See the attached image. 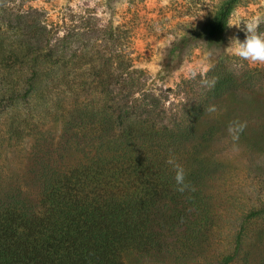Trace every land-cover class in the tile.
Masks as SVG:
<instances>
[{
    "label": "trees",
    "instance_id": "16d2710c",
    "mask_svg": "<svg viewBox=\"0 0 264 264\" xmlns=\"http://www.w3.org/2000/svg\"><path fill=\"white\" fill-rule=\"evenodd\" d=\"M233 6L224 5L207 24L210 41L224 38ZM33 27L40 33L44 29L40 23ZM29 50L27 45L22 65L28 69L20 75L1 70L0 113L18 139L39 136L34 160L38 190L34 196L21 193L19 186L0 199V264H129L131 255L138 260V255L161 259L171 254L181 263L183 255L191 256L193 249L187 254L180 246L173 250L170 233L178 232L184 218L183 198L197 201L202 181L210 175L204 159L199 161L202 147L218 136L219 124L209 119L208 109L238 90L241 78L224 69L210 72L202 81L208 82L204 97L172 118L166 102L155 113L161 98L144 92L145 81L136 78L144 72L123 59L117 69L98 72L97 78L105 79L96 87L104 91L86 102L76 85H69L63 54L53 63L54 53ZM54 99L58 109L63 106L65 124L58 140L42 130L59 112ZM40 107L45 115H34ZM170 157L184 168L183 191L166 162ZM191 160L200 174L189 172ZM234 259L229 255L221 264Z\"/></svg>",
    "mask_w": 264,
    "mask_h": 264
},
{
    "label": "rangeland",
    "instance_id": "374dc122",
    "mask_svg": "<svg viewBox=\"0 0 264 264\" xmlns=\"http://www.w3.org/2000/svg\"><path fill=\"white\" fill-rule=\"evenodd\" d=\"M227 3L234 4L230 21L237 14L244 20L258 17V32H264V0H0V74L4 67L19 75L28 69L22 66L27 45L29 53H54L53 63L63 54L69 85L75 84L78 94L90 102L104 91L103 86L96 87L105 79L97 78L98 72L117 69L123 59L144 72L136 75L145 81L144 92L161 98L155 103V113L166 102L172 118L204 97L207 86L202 81L210 72L224 69L243 82L238 90L210 105L216 110L207 116L219 124L218 136L202 147L199 158L210 175L204 177L197 201L183 198L184 218L178 232L170 233L174 251L180 246L184 254L192 249L193 253L183 255L181 263L172 254L161 259L138 255V260L131 255L129 264H221L229 255L235 258L231 264H264V64L230 56L231 37L238 33L244 38L235 26L228 25L222 40L207 38V24ZM38 23L44 27L41 33L33 27ZM59 37L69 45L63 46ZM197 64L207 71L192 78L189 68ZM62 110L42 129L56 140L64 131ZM34 115L44 116L45 110L40 107ZM7 124L1 112L0 199L19 186L21 193L36 196L34 160L39 136L18 139L8 132ZM240 124L243 130L234 140L229 126ZM192 163H187L188 168ZM189 172L200 174L193 166ZM196 232L198 236H193Z\"/></svg>",
    "mask_w": 264,
    "mask_h": 264
},
{
    "label": "clouds",
    "instance_id": "9594fccd",
    "mask_svg": "<svg viewBox=\"0 0 264 264\" xmlns=\"http://www.w3.org/2000/svg\"><path fill=\"white\" fill-rule=\"evenodd\" d=\"M259 18L251 20L241 19L239 14L235 16L230 22L229 27L235 26L238 32L244 33V38L241 39L237 34H234L229 42L228 52L231 57L240 62H252L264 64V32H258ZM207 71L201 64H197L189 68V73L192 78H195L198 72ZM205 83H208L205 81ZM214 83V82H212ZM215 106L209 107V112H214ZM244 125L240 124L237 127L229 126V132L233 134V139H238V133L243 130ZM171 165L175 171V182L179 191L184 190L185 171L173 158L166 161Z\"/></svg>",
    "mask_w": 264,
    "mask_h": 264
}]
</instances>
